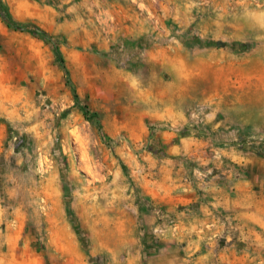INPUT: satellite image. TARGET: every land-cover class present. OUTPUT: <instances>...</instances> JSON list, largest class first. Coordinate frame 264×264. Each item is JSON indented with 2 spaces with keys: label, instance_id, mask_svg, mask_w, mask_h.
<instances>
[{
  "label": "rangeland",
  "instance_id": "374dc122",
  "mask_svg": "<svg viewBox=\"0 0 264 264\" xmlns=\"http://www.w3.org/2000/svg\"><path fill=\"white\" fill-rule=\"evenodd\" d=\"M0 4V264H264V0Z\"/></svg>",
  "mask_w": 264,
  "mask_h": 264
},
{
  "label": "crops",
  "instance_id": "0c3cea01",
  "mask_svg": "<svg viewBox=\"0 0 264 264\" xmlns=\"http://www.w3.org/2000/svg\"><path fill=\"white\" fill-rule=\"evenodd\" d=\"M161 109L156 112L158 119H171L181 123L185 118L186 111L193 103V97L184 96L179 90L173 98L161 97ZM189 139L182 138L178 143L174 144L171 150L175 153L184 154L188 152ZM261 190L257 194L251 191L247 193V197L238 198L237 200L228 202L226 198H222L221 194L216 193L218 197L216 204L227 205V208H233L236 212V224L239 227V235L241 240L251 241L259 245V249L264 251V182H261ZM258 202V203H256Z\"/></svg>",
  "mask_w": 264,
  "mask_h": 264
},
{
  "label": "trees",
  "instance_id": "16d2710c",
  "mask_svg": "<svg viewBox=\"0 0 264 264\" xmlns=\"http://www.w3.org/2000/svg\"><path fill=\"white\" fill-rule=\"evenodd\" d=\"M2 12H4V14ZM0 13L2 14V17L6 20V23H7L8 26L16 27V28L17 27L24 28V25L19 23L18 21H15L1 4H0ZM34 33L37 34L38 36L46 39V40H50V36L43 30H36V31H34ZM53 45H54L55 53L59 57V61L61 63L62 68L64 69L65 73L68 74V71H67V69L65 67V64H64V60H63L62 57H60V51L58 49V46L55 43H53ZM74 96L77 98V95L75 94V91H74ZM81 108H82V110L84 111V113L86 115L90 114L88 109H87V107L85 105L82 106Z\"/></svg>",
  "mask_w": 264,
  "mask_h": 264
}]
</instances>
